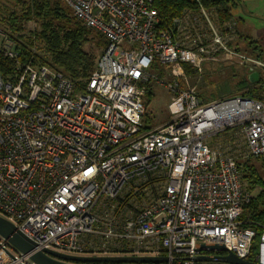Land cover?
I'll return each instance as SVG.
<instances>
[{"label":"built area","instance_id":"obj_1","mask_svg":"<svg viewBox=\"0 0 264 264\" xmlns=\"http://www.w3.org/2000/svg\"><path fill=\"white\" fill-rule=\"evenodd\" d=\"M61 1L107 46L79 88L49 66L22 64L4 41L0 56L14 68L5 75L0 66V216L39 251L210 264L196 262L209 254L201 247L222 246L264 264V228L255 253L257 232L241 221L253 194L238 164L264 158V101L204 103L196 88L157 79L176 93L170 121L144 128L156 61L185 82L184 65L202 74L204 62L264 72L261 59L232 47L236 20L195 0L177 26L159 29L154 0ZM0 264L35 263L0 236Z\"/></svg>","mask_w":264,"mask_h":264},{"label":"trees","instance_id":"obj_2","mask_svg":"<svg viewBox=\"0 0 264 264\" xmlns=\"http://www.w3.org/2000/svg\"><path fill=\"white\" fill-rule=\"evenodd\" d=\"M20 5V11L8 10L0 18V26H5L3 32L20 53L22 64L33 62L37 66H49L62 73L83 88L91 77L96 62L107 46L106 40L93 29L86 27L74 16L72 9L61 0H5ZM207 9H217L220 19L227 21L233 18L235 0H200ZM231 2V4H230ZM154 7L160 16L159 29L174 28L176 21L181 19L189 10L198 8L195 0H154ZM2 16V15H0ZM237 22V21H236ZM35 23L38 28L26 32V25ZM2 33V34H3ZM239 40L232 44L240 51V41L246 40L247 47L252 48L253 55L264 62V48L258 42L246 37L239 30ZM241 52V51H240ZM1 55V53H0ZM0 66L5 75L14 68V63L0 56ZM185 66V65H184ZM187 73L193 72L190 66H185ZM248 77L242 84L241 94L245 97L264 101V78L255 84L250 83ZM148 103L154 97L150 82L146 86ZM144 128L150 129V121L144 120ZM264 158H250L243 164L242 178L247 184V189L253 194L259 192L245 205L241 221L244 227L257 232L254 243V252L258 249L262 228H264V178L256 163ZM126 253H121L125 255ZM253 261V259H251Z\"/></svg>","mask_w":264,"mask_h":264},{"label":"rangeland","instance_id":"obj_3","mask_svg":"<svg viewBox=\"0 0 264 264\" xmlns=\"http://www.w3.org/2000/svg\"><path fill=\"white\" fill-rule=\"evenodd\" d=\"M237 7L233 10V18L237 21L238 30L249 37L254 42H258L264 48V0H235ZM231 4V2H230ZM20 11V5H16L12 2L0 0V18H3L7 11ZM38 28L35 23H29L26 25V32L34 31ZM5 29V26H0V50L4 44V41L8 37L1 31ZM3 33V34H2ZM240 51L248 56L255 57L253 50L247 47L246 40L240 41ZM187 66V65H185ZM184 66V70H185ZM173 65H162L157 61L148 69V74L151 77L150 84L152 86L154 97L146 107L144 120L150 121L151 128H156L160 125H164L170 121L169 105L176 97V93L170 91L168 88L158 84L157 79L163 81L168 85H175L179 83L181 90L188 88H196V91L204 103H210L223 98L232 97L235 95H242V84L246 81V70H236L233 68L223 67L221 64L204 62L202 66V74H199L193 69V72L186 73L187 81L183 78L178 79L173 75ZM261 78H264V72H260ZM248 84V83H247ZM250 85V83L248 84ZM148 103L146 94L144 96V103ZM238 138L241 137L239 130L233 132ZM231 133L224 134L220 139L213 138L209 140L211 146L215 148L217 145L223 142L227 143ZM216 144V145H215ZM260 168V172L264 178V164L262 161L256 163ZM259 190L253 192L255 196Z\"/></svg>","mask_w":264,"mask_h":264},{"label":"water","instance_id":"obj_4","mask_svg":"<svg viewBox=\"0 0 264 264\" xmlns=\"http://www.w3.org/2000/svg\"><path fill=\"white\" fill-rule=\"evenodd\" d=\"M178 22L179 20L176 21V26ZM246 75L252 84H255L259 80V73L254 72L252 69H248ZM0 236L8 241L17 251L25 255H30L31 261L35 264H141L162 263L167 261V258L163 257H76L52 250L39 251L34 242L26 238L11 222L1 216ZM201 251L209 254L196 258V262L198 263L256 264L237 258L233 253L228 252L226 248L222 246H216L214 248L202 246Z\"/></svg>","mask_w":264,"mask_h":264}]
</instances>
